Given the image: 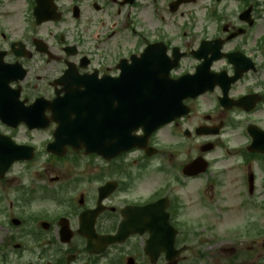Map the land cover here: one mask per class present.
Returning a JSON list of instances; mask_svg holds the SVG:
<instances>
[{
	"label": "flooded vegetation",
	"instance_id": "af4514ba",
	"mask_svg": "<svg viewBox=\"0 0 264 264\" xmlns=\"http://www.w3.org/2000/svg\"><path fill=\"white\" fill-rule=\"evenodd\" d=\"M158 1L0 0V155L24 158L0 175V231L49 235L33 244L34 264H264V0H160L171 21L150 35L148 8ZM38 7L59 21L38 24ZM148 48L158 70L159 58L179 60L174 79L203 65L221 78L149 140L137 130L144 148L109 160L73 148L49 154L57 125L31 129L22 107H43L49 119L50 107L86 91L80 77L103 86ZM86 96L103 118L127 112L110 90ZM154 217L167 226L154 228ZM154 231L167 234L155 246ZM84 234L95 237L93 251L96 238H125L99 254Z\"/></svg>",
	"mask_w": 264,
	"mask_h": 264
},
{
	"label": "rangeland",
	"instance_id": "374dc122",
	"mask_svg": "<svg viewBox=\"0 0 264 264\" xmlns=\"http://www.w3.org/2000/svg\"><path fill=\"white\" fill-rule=\"evenodd\" d=\"M43 205H44L43 203L40 204L41 207H42ZM4 236H5L4 234H1V233H0V240H1ZM25 255H28V254H25Z\"/></svg>",
	"mask_w": 264,
	"mask_h": 264
},
{
	"label": "water",
	"instance_id": "95a60500",
	"mask_svg": "<svg viewBox=\"0 0 264 264\" xmlns=\"http://www.w3.org/2000/svg\"><path fill=\"white\" fill-rule=\"evenodd\" d=\"M137 83H138V82H137ZM149 98H150V96H149ZM75 130H76L77 132H80V129H77V128H76Z\"/></svg>",
	"mask_w": 264,
	"mask_h": 264
}]
</instances>
